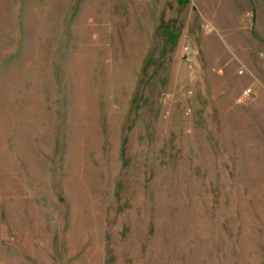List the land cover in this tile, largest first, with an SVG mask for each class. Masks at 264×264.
I'll list each match as a JSON object with an SVG mask.
<instances>
[{"label":"rangeland","instance_id":"obj_1","mask_svg":"<svg viewBox=\"0 0 264 264\" xmlns=\"http://www.w3.org/2000/svg\"><path fill=\"white\" fill-rule=\"evenodd\" d=\"M0 264H264V0H0Z\"/></svg>","mask_w":264,"mask_h":264}]
</instances>
